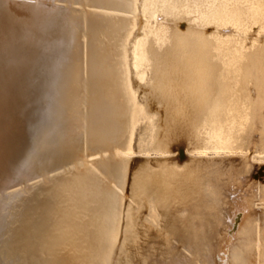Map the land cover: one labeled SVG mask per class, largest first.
I'll use <instances>...</instances> for the list:
<instances>
[{"label": "flooded vegetation", "instance_id": "obj_1", "mask_svg": "<svg viewBox=\"0 0 264 264\" xmlns=\"http://www.w3.org/2000/svg\"><path fill=\"white\" fill-rule=\"evenodd\" d=\"M110 1L114 0H87L94 4ZM158 1L161 3L164 0ZM166 1L170 4L175 19L184 16L191 20V31L183 35L171 32L168 29L171 19L165 16L166 22L159 33H153L145 43L148 51V64H145L146 82L150 83V87L145 90H149L147 97L153 101L148 102L149 110H157L156 115L151 118L153 120H139L140 123L136 124L137 117L132 114L124 94L116 89H113L111 94L104 85V82L111 81L115 74L120 27L106 21L105 12L95 10L89 11L90 15L96 18L95 22L92 25L86 24V42L92 41V44L96 45L93 56L87 57L88 63L92 61L87 87L93 93L94 102L96 100L98 103L96 116L92 115L82 130L84 147L97 149L128 140L131 137L128 132L143 127V135L149 138V143H144L142 139V147L162 150L187 145L189 149H211L206 154H188L193 162L181 169L166 168L164 165L160 169L147 168L136 173L132 183V195L139 205L133 203L131 206L133 209H143L138 215L134 212L129 219V225L137 230L139 248L148 253L145 264H172L181 260L183 251L175 250L179 247L175 240L182 241L183 246L191 247L197 260H201L203 253L207 257L211 256L214 251V241L211 239L215 233L212 226L214 221L217 222L221 218H214L222 209L221 196L235 184H241L244 178L242 174L246 171V167L239 164L249 155L235 151L246 149L254 139L264 137V134L256 133L264 115V110L261 109L264 105H261L260 101L253 102L257 90L253 88V84L248 85L260 77L257 72L259 63L255 64L252 59H258L256 56L263 53L264 49L254 43L250 50H244L248 42H242L257 28L253 27L251 32L248 30L249 24L255 21H259L262 26L257 39H264V0ZM37 7L42 9L44 14L47 12V19L41 20L40 23H52L65 32L63 37L55 41V45L63 53L62 67L70 65L71 82L74 79L79 80L83 62V40L79 38V29L80 26L83 29V23L79 20L80 17L78 21L72 20L75 24L72 23V15L66 13L67 9L71 13V9L55 7L51 0H37ZM161 9L158 6V11L163 13L164 10ZM53 14L56 15L52 16ZM156 21H159L158 18ZM232 25L234 27L231 29ZM210 29L216 31L205 37V33ZM227 29L234 31L233 37L220 39L218 33ZM73 85L72 88H75L76 84ZM77 88L82 89L78 85ZM68 93L65 94L68 100L81 96L77 92L75 95ZM79 107L80 111H70L71 114L67 115L66 127L84 111V106ZM160 114H163V119ZM70 132L67 131L61 142L49 143L48 148L59 154L69 152L73 155L79 144L72 140L66 141L69 137L74 139L71 136L73 133ZM57 133L55 132V137ZM161 137L163 139L159 142ZM152 155L153 159L161 161L172 158L171 155L160 156L158 153ZM177 156L181 158L184 154L181 156L179 153ZM145 158L149 157H142ZM95 159H98L96 161L101 165L98 170L93 171L92 184L96 183L97 188L102 190L109 189L112 187L110 182H118L117 177L122 176L119 158L104 155ZM259 200L263 201L260 203L261 208L254 205V202ZM249 202L255 211L264 214V186L256 190ZM249 202L246 200L245 205ZM247 208L249 209L248 206ZM147 212L152 218H146L140 227L139 216ZM147 227L148 229L143 231ZM152 235L155 236L154 239L147 238ZM243 237L247 238V241L243 247L244 253L239 252L244 259L240 264H248L246 254L254 252L251 242L254 235L246 232ZM145 240L158 245L142 249ZM126 244L118 260L112 261V264L127 263ZM206 245L209 248L204 252ZM257 245L263 254L261 260L264 262V245H261V242ZM117 247L118 243L116 249Z\"/></svg>", "mask_w": 264, "mask_h": 264}, {"label": "bare ground", "instance_id": "obj_2", "mask_svg": "<svg viewBox=\"0 0 264 264\" xmlns=\"http://www.w3.org/2000/svg\"><path fill=\"white\" fill-rule=\"evenodd\" d=\"M134 1L139 0H114L113 2L110 1L98 4L89 3L87 0L85 2L88 5L107 7L115 10L124 9L125 11L130 12V7L133 5ZM144 2L146 5H152L150 9H145L146 16L154 8V4L157 9L159 6L171 11L170 4L168 3L162 2L161 5L158 0H144ZM140 7L141 5H138V8L136 7V11L134 10L136 13L131 11L133 16L137 17V20L135 21L136 24L140 21L145 22V20L141 19L143 18V15L139 16V13H137V11L140 10ZM80 10L82 12L86 11V15H78L74 21H78L80 17L79 20L83 23V29L87 35L86 24L88 23L89 25H92L96 18L90 15L88 7ZM54 13L57 14V12ZM56 14H53L52 16ZM90 18H92L91 22ZM159 18L158 20H160ZM104 19L108 22H113L116 25L119 19L122 21L124 20V23L122 22L118 24L121 29V27L125 26L126 23L129 24L128 21L131 17L119 13H106ZM72 23L75 24L73 21ZM170 23L171 25L169 28L172 27V21ZM39 25L42 30L38 33L31 34V36H18L15 34L7 35L0 33V74L4 69L11 68V72L13 73L12 78L14 77L13 79L11 78L12 80L9 79L3 82V84H0V187L3 183H6L9 180L14 181L18 178L33 163L40 148L43 153V161H53L57 155H59V153L48 148L50 145L49 143L52 141L57 142L55 141L57 136H54L57 125L64 121L67 115L71 114V112L77 113V110L80 111L81 109L79 106H84L83 112L85 113V119L83 120V123L85 125L87 124V121L91 119L92 115H94V117L96 116V105L98 102L96 103V100L94 102L92 96L93 93L87 87L89 84V68L92 64V61L88 63L87 57L88 55L89 58L93 56V50L96 49V45L92 44V41L87 43V39L83 41V72L81 73L82 75H80L79 80L74 79L72 80V82L74 81L72 83L70 65L68 67H62L63 53L60 52L55 45V41L60 39V37H63L65 32L62 31L63 29L61 30L56 28L52 23H40ZM185 25L186 24H184V26ZM117 37L120 40V37ZM49 39L53 41L51 47L42 53L40 59L35 64L28 62V59L30 58L28 53L20 56V61L14 60V58L19 56H16L13 53L10 54V51L13 50L17 42L21 43L22 47H25L28 51L32 44H44L46 41H49ZM137 45L139 44L137 43ZM138 47H140V45ZM119 52H121V50L117 49L116 53L118 54ZM137 54V52L134 55L131 54L132 58H134ZM2 60H5V62H2ZM140 60L141 59L137 58L132 64V68L130 67V70H133L132 73H138L140 71L135 70V66ZM147 60L146 55L143 59V63H146ZM121 63L124 64V61L116 60V64L121 65ZM127 64L130 66L129 61H127ZM19 66L24 67L21 73L16 71ZM114 72L115 74H113V78L111 77V79H116L114 81H106L104 82V85L111 94L113 93V89H116L119 93H126L124 95H127L129 106H131L135 103V100L132 99L129 92L131 86L128 81L126 82L127 74H124V70L122 68H119ZM146 77L147 76L143 77L140 82L138 80H133L134 82L132 84V88L136 86V83H138V86L145 84ZM129 78L132 79L134 77L131 76ZM83 80L86 82V87L85 85L83 86L85 83H82ZM77 82L79 84H77ZM73 84H76L75 88H72L74 87ZM77 85L80 88L82 87V89L77 88ZM69 88L70 92L74 95L76 92L79 95L84 92L86 98L83 99L80 96V98H75V100H68L65 97V94L68 93ZM137 89H139L138 94L139 92H143V89L139 87ZM70 92L68 94H70ZM102 95L107 94L102 93ZM88 105L89 112L87 113ZM141 115L142 112L139 109L137 111V119H140ZM57 132H59V130ZM21 137L22 143L19 142ZM53 137L54 140H52ZM45 141L46 143H49L46 144ZM30 146L33 147V150L28 154ZM180 154L184 153L180 151ZM258 170H260V174L257 176L259 179H262H260L261 182H264V163L254 170V177ZM93 171L94 169L87 168L82 178H73L72 180L69 176H64L63 173L55 175L47 181L48 185L42 186L45 182H41L42 184L33 188L36 190L34 193L28 194L32 198V204L41 203V206L39 207H42L41 209L43 212L40 214L43 216L41 218L38 217L39 222L37 223L38 226H36V229H39L40 237H42L47 244L44 247L39 246L40 248L37 251V255L30 253L26 258L28 252H26V250L22 252V257L20 258L21 261H19L20 264H61L64 263V261L68 262L64 264H105V260L106 264H112V261L109 260L106 255L110 250L109 233L111 229L116 226L118 221L117 211L120 207V202L110 198L108 190L97 188L96 183L92 184L94 181ZM120 171L121 175H124L125 171H123L122 165ZM73 172L74 170H72V173ZM128 174L130 175V173ZM117 178L118 182L116 183L120 184L124 182V180H122V176ZM51 180L56 182L62 180L63 182H67V184L65 186H61L56 183L53 184L54 182L48 183ZM68 180L70 181L68 182ZM42 190H48L49 192L41 194L39 191ZM115 190L120 196L123 195L117 189ZM15 194H3L0 196V220L2 218L5 219V217L10 218L13 215V212L9 215L7 208L10 206L9 204L11 202H15L19 199H10L6 202L3 199L5 197H12ZM20 196H23V193H20ZM125 202H127V200ZM64 207H69L68 210H65V214L61 212V209ZM51 211H54V213L51 214ZM238 213L239 212L230 214L229 211L226 212L224 223L228 226L226 232L229 238L233 237L234 234L238 232L239 226L243 221V213L240 212L241 214L239 215ZM65 215H67V219L63 218ZM13 218L11 227L15 233L24 229V233L27 234L30 230L28 228L27 220L23 223V218L18 220L15 215ZM122 224H124L123 221L121 222V225ZM61 228H64V231L58 232L54 235L59 236V239L55 240L49 237V235H51L49 234L50 232L57 231ZM232 228L235 231L229 233V229ZM133 230L134 227L132 225H128V237L131 236ZM66 233H69V235H65ZM134 237H136V235ZM257 241L261 242L260 234L257 235ZM128 244L129 243L126 244L127 251ZM219 245H225V241L221 240ZM227 245H229V242H227ZM116 246L117 244H115L112 248V254L110 255L111 258H113L116 251ZM215 246L216 242L214 243L213 248H215ZM71 248L74 249V251H72ZM69 250H71L70 253H68ZM143 254V256H139L134 259L135 264L146 263L147 259L144 256L148 257V253L146 252ZM229 256V259L228 255H226L224 259H220L213 251L211 256L209 255V257H207L208 264H219L217 261L214 262V260L217 259H220L222 264H240L243 259L241 255H239V252H235L234 250L229 253Z\"/></svg>", "mask_w": 264, "mask_h": 264}, {"label": "rangeland", "instance_id": "obj_3", "mask_svg": "<svg viewBox=\"0 0 264 264\" xmlns=\"http://www.w3.org/2000/svg\"><path fill=\"white\" fill-rule=\"evenodd\" d=\"M74 1L71 3V6L73 7H80L81 9H85V7H88L89 10H95V11H100V12H105V13H119V14H124L126 16L131 17V19L128 21L129 24L126 23L125 26H122L120 29V32H118V36L120 37V40L118 41V45L116 50H121V52H119L117 54V59L116 60H120V61H124V64L121 63V65L116 64V68L114 71H117L119 68H122L124 70V74L126 73V82L128 81L131 88H130V95L132 96V99L135 100V103L131 105V112L132 114L137 116V111L140 109L142 112L141 118L137 119V121L135 122L136 124H139L140 121L139 120H147V119H151L152 117H154L153 115H156L157 110L156 108H152L151 110H148V106H150V103H152L153 101H151V98L147 97L148 96V92L149 90H145V88L150 87V83L146 82L145 84H143L142 86H138V83H136V86H134L132 88V84H133V80H138L140 82V80L145 77L147 75V69L145 67V64L148 63L146 61V63H143V59L145 58V56L147 55V48H145V43L148 41L147 39L153 35V33H159V30H161V27L164 25V23L166 22V17L171 19L172 21V27L168 28L171 32H175L177 34H185V33H189L191 31V29L189 30L190 25H191V20L188 17H178L175 19V17L173 16V12L170 11L169 9H165L162 8L164 10V12L166 13L165 15L163 13H161V11L159 12L157 8H155V4L153 5L154 8L150 11L149 14H147V16L145 15V9H150L152 7V5H146V3L144 2V0H139V1H134L133 5L130 7V10L133 11L134 13H136V7L138 8V5H141L140 10L137 11V13H139V16L143 15V18H141L144 21H140L139 23H135V21L137 20L136 16H133V13L130 11H125L124 9L121 10H115L112 8H107V7H101V6H95V5H88L84 0H71ZM128 1V0H127ZM165 3H168L166 0L162 1ZM161 2V5H162ZM251 1H249L250 3ZM56 4H61V5H68V1L67 0H55ZM169 4V3H168ZM254 5L256 6V3H254ZM161 9V10H162ZM135 10V11H134ZM69 13L68 9L66 10V13H68V15H72L70 16L71 21L78 16H85L86 15V11H81V10H70ZM64 13V14H66ZM163 18L157 22L156 18ZM174 17V18H173ZM175 19V20H173ZM92 21V18H90V22ZM170 21V22H171ZM124 23V20H118L117 21V25L119 23ZM181 23L186 24L184 27L179 28V25ZM143 24V25H142ZM259 24V25H258ZM257 28L253 31V34L248 35L246 38H244L242 40V42H248V44L245 46L244 50H250L253 47V44L256 43L257 47H262L264 49V39L258 40V35L260 33V31L262 30V26L260 25L259 21H255L249 24V28L248 30L251 32L253 27ZM234 27V25L231 26ZM137 28V34L135 32ZM166 31V30H165ZM216 31V29H210L205 33V37L211 36L214 32ZM134 35V36H133ZM234 35V31L233 30H229L228 32L224 33V32H219L218 33V37H220V39H227V38H232ZM133 37V38H132ZM79 38L81 40H85L87 39V35L85 34V30L81 29L80 31V36ZM162 38H160L161 40ZM137 43L140 45V47H138L139 45H137ZM127 45H128V50H127ZM83 48V53H84V47ZM126 48V49H125ZM130 48V49H129ZM138 53L137 55H135L134 58H132V55H134L135 53ZM128 54V57H127ZM132 54V55H131ZM262 54V55H260ZM84 55V54H83ZM255 55V54H254ZM253 56V55H250ZM248 56V57H250ZM141 59L138 64L135 66V70H140L138 73H132L133 70H130V67L132 68V64L136 61V59ZM256 58L258 59H252V61L255 62V64L259 63L257 72L260 74L259 78H256L253 82L248 83V85L253 84V88L256 89V94L253 97V102L256 103L257 101H260L261 105H264V52L263 53H259ZM127 61H129V65L127 64ZM126 62V64H125ZM83 72V70L81 69V73ZM130 76H129V75ZM133 76L134 78H129ZM116 78H114L115 80ZM112 79V81H114ZM85 81L83 80L82 83H84ZM81 83V84H82ZM86 85V82L83 84V86ZM141 88L143 89V92L140 93V95L138 94L139 89L137 88ZM128 93V92H127ZM126 94V93H124ZM81 97L83 99L86 98V95L83 93H80ZM126 97V100L128 102V98L127 95H124ZM90 98V97H89ZM129 103V102H128ZM264 110V106L263 108H261ZM162 117L161 119L164 118L163 114H160ZM135 116V117H136ZM262 121L260 123V127L256 129V133H260V135L264 134V115L262 116ZM85 119V113L82 112L79 114V117L74 119V122L76 123H80V125L75 128V126H68L67 128H75V131H82L84 129L85 124L83 123V120ZM152 120V119H151ZM143 131L144 128H140L137 131H131L128 132V135L130 134L131 137L128 140H123L121 142L118 143H113L110 146H106V147H100L97 148L95 150H91L90 147H84V132H83V139L82 140H77V139H72L71 137H69V139L67 140L70 141L72 140L73 142H77L79 144L80 147H77L75 150L76 152L73 153V155H71V160L65 164H63L62 166H60L59 168L51 171V172H44L42 176H37L31 179H24L22 182H20L17 185H14L13 187H11L10 189L7 190V192H11L14 190H18L21 188H26L28 185L37 183V182H42L45 184H43L42 186L48 185L47 181L58 174L63 173V175H67L70 177V179L72 180L73 178H82L83 174L85 172V170L87 168L90 169H94V170H98L99 166L101 165L100 162H92L90 160L95 159V158H99V157H103L104 155H111L114 156L118 159V164L121 168L122 165V169L124 172V175H122V180H124L123 183H116L115 181H111L110 182V187L108 188H103V190H108L109 192V196L110 198H112L113 200H118L120 202V207L117 211V217H118V221L116 226L111 229L110 233H109V240H110V244H109V251L107 253V258H109V260L116 262L120 256L121 251L124 250L125 248V244L129 243L127 248V263L126 264H135L134 259L136 257L139 256H143L144 251L141 250L139 248L140 243L137 242V230L134 228V230L131 233V236H127V230H128V225H129V219L133 216L134 212L138 215L140 211H142L143 208H138V209H133L132 208V204H136L139 205L136 201H134V197L132 195V183L134 182V178L136 177V173L138 171H142L145 169H150V170H156V169H160L162 166L166 165V168H170V167H177V168H183L186 165L190 164L193 162V160L191 158L188 157V154H192V153H201V154H206L207 152H210L211 149H207L206 147H193L191 149H189V146L187 145H178L176 146L177 148L174 149H170V148H166V149H162L159 150L157 148H153V149H149L148 147H142L140 146V141L143 139L144 143H149V138L148 137H144L143 135ZM70 133H74V132H70ZM136 133V135H135ZM69 134V133H68ZM127 139V138H125ZM162 137L159 139V142L162 141ZM180 151H182L185 155L183 157H178L177 155L180 153ZM235 152H240L244 155H249L246 160L242 163H240L239 165H243L246 167V171L244 172V174H242L244 176L242 183L241 184H235V186L229 190H227V192L225 194H222L221 196V206L222 209L221 211H219L218 214L214 215V218H218L221 216L220 219L216 221H214L213 226H212V230L215 231L214 235H212V239L214 241V243L216 242V246L214 248V253L216 256H219L220 259H224L226 255H228V259H229V253L234 250L235 252H243V247L245 245V241H247V238H244L243 235L246 232H250L254 235L253 240H251L252 242V246H253V253H247L246 254V260L248 262V264H264V262L261 260L262 259V253L258 250L259 247L257 245L258 241H257V235L260 234L261 237V245H264V217H263V213L260 211H255V208L251 205V203L249 202L251 199H253V195L255 194L256 190L259 187L264 186V182H261L260 179L255 180L254 176H253V172L254 170L259 167L261 164L264 163V137H258L257 139H254L246 149H240L238 151ZM152 153H158L160 156H165V155H171L172 158L171 159H164V161L161 160H157V159H153V155L151 156ZM126 157V158H125ZM133 157H149V158H138L136 160H133ZM255 165V166H254ZM257 166V167H256ZM254 168V169H253ZM72 170H74V172L72 173ZM128 173H130V178L128 177ZM260 174V170H258V172L256 173V175ZM255 175V174H254ZM140 176V174H139ZM253 177V178H252ZM129 178V180H128ZM118 180V178H117ZM70 180H68L69 182ZM11 182H13V180H9L6 183H3L2 186L0 187V196H2L3 193V188L5 185L10 184ZM54 182V183H53ZM48 183H53V184H58V185H63L65 186L67 184V182H63L62 180L60 181H54L51 180ZM126 183L128 184V191L125 192V188L127 186ZM117 189L118 191H120L123 195H119L118 192L115 190ZM34 189H26L20 193H23V195H28V194H32L34 193ZM41 194H45L47 192H49L48 190H42L39 191ZM20 193L15 194L12 197H5L3 200L6 202L10 199L12 200H17L20 199L22 196H20ZM254 193V194H253ZM68 199V197H67ZM127 200V202H125ZM248 201V207L245 205V201ZM125 202V203H124ZM13 202H11L9 205H11ZM31 204L33 203V201L30 202ZM260 203H263V201L259 200V201H255L254 205L257 208H261L262 205ZM59 206V205H58ZM124 207V209H123ZM42 207H37L36 209H33L31 211L27 210L24 212L25 214L29 213V212H34V211H38L39 209H41ZM69 207H64L61 209V212L63 214H65V210H68ZM123 209V210H122ZM148 211L150 212L151 209H148ZM229 211L230 214H234L236 212H239V214L243 213V221L239 226V230L236 234H234L233 237H228L227 236V228L228 226H226V224L224 223V218L226 217V212ZM241 212V213H240ZM51 214L54 213V211L50 212ZM39 217L41 218L43 215H37V214H33L28 220L27 222H31L33 220L34 217ZM67 217V215H65L63 218L65 219ZM139 217H141V223H140V227H142V224L145 223L146 218H152L148 212L145 214H141ZM61 219V218H59ZM67 219V218H66ZM139 219V218H137ZM124 222V224L121 225V222ZM68 225V224H67ZM251 225V226H250ZM34 226H38L37 224H35ZM79 227V226H76ZM134 227V226H133ZM84 228V227H83ZM148 229L144 228L143 231H146ZM33 231V228L30 229L27 234H30V232ZM64 231V228H61L57 231H53L50 232L49 237L52 239H59V236H54L56 233L58 232H62ZM235 231L233 228L229 229V233ZM65 235H69V233H66ZM136 235V237H134ZM146 236V233L144 234ZM148 239H154L155 236H149L147 237ZM35 239V242L38 243V245L40 247H44L46 246V242L42 240L41 237H37L35 238L32 237L30 238ZM221 240L225 241V245L220 246L219 242H221ZM26 241V239H23L22 242ZM21 242L18 241L16 243V245ZM175 242L178 244L179 247L175 248V250L177 251H183V255L181 257V260L179 261H175L172 264H208V258L206 255H204L201 257V260H197L195 259L196 257V253L194 252V250L191 247H186L183 246V242L179 241V240H175ZM227 242H229V245H227ZM118 243V247L116 249V252L114 254L113 259L111 258V254H112V248L115 246V244ZM73 245V244H70ZM144 245H147L146 247H144ZM158 243L155 242H148L147 240H145L142 244V249H150L154 246H157ZM25 248V247H22ZM70 248V247H69ZM130 248V249H129ZM209 248L208 245H206L204 252L207 251V249ZM132 249V250H131ZM72 251H74V249L71 248ZM71 250L68 251V253L71 252ZM67 253V254H68ZM244 253V252H243ZM134 257V258H133ZM146 259H148V257L144 256ZM214 257V256H213ZM215 259V258H214ZM220 259L214 260L217 261L219 264H222V262L220 261ZM19 261H21L19 259ZM64 263H68L67 261H64ZM61 263V264H64ZM104 264V263H103ZM105 264H106V260H105Z\"/></svg>", "mask_w": 264, "mask_h": 264}, {"label": "water", "instance_id": "obj_4", "mask_svg": "<svg viewBox=\"0 0 264 264\" xmlns=\"http://www.w3.org/2000/svg\"><path fill=\"white\" fill-rule=\"evenodd\" d=\"M51 2L53 6L55 7L65 8V5L55 4V0H51ZM72 2L74 1H68V5H66V7L70 8L71 10L81 9L80 7L71 6ZM44 13L45 12L42 9L37 7V0H30V1L0 0V33L7 34V35L15 34L18 36H22V35L31 36V34L38 33L42 30L39 27L40 25L38 23H40L41 20L47 19V15H46L47 12L46 14ZM182 27H184V23L180 24V28ZM81 29H82V26H80L79 34H80ZM229 30L230 29H227L226 31L224 30L222 31L226 33ZM52 42L53 41L49 39V41L48 42L46 41L44 44L43 43H40L38 45L32 44V46H30L31 48L28 51L27 49H25V47H22L21 43L17 42L13 50L10 51V54L13 53L16 56H19V57L14 58V60L20 61L21 60L20 56L28 53L30 55L28 62L31 64H35L40 59V56L42 55V53L51 47ZM2 62H5V60H2ZM23 69L24 67L19 66L16 71L21 73ZM12 75L13 73L11 72V68L4 69L2 73L0 74V84H3V82L11 79ZM140 93L141 92H139V94ZM64 121L60 122L57 125L56 130H55V132L59 130V132L56 134L57 143L62 141L61 139L67 133V131L74 132L71 135L74 139L82 140L83 131H75V128H77L80 125V123L79 122L76 123L72 120L69 126L70 125L75 126V128H67L65 125L66 122ZM19 142L22 143V137L20 138ZM90 149L95 150L96 148L91 147ZM32 150H33V147L30 146L28 149V154L31 153ZM42 155L43 153L41 152V148H40L36 154V158L33 161V163L13 182L5 185L2 192L5 194H15V193L22 192L26 189L29 190V189L36 188L40 184H42L40 181L37 183L31 184V185H28L26 188H21L18 190L7 192L8 189L13 187L14 185L19 184L24 179L26 180V179H31L37 176H42L44 172H51L71 160V154L69 152L61 153L57 155V157L53 161H47V162L42 160ZM180 155L183 156V154H180ZM138 158L140 159L142 157H133V160H136ZM96 160L98 159H92L90 161L94 162ZM129 178H130V175H129ZM254 179L258 180L259 177L255 175ZM128 184L129 183H127L125 192L128 191ZM31 200H32L31 196L23 195L19 200L13 202L7 208V211H9L8 212L9 215H11L12 212H13V215L10 218L5 217V219L2 218L0 220V264H20L19 259L22 257L21 253L24 252L25 250L26 252H28V255L26 256V258L29 256L30 253L37 255V251L40 247L38 243L35 242V239L31 240L30 238H32V236L33 237L35 236V238L40 237L39 229L37 230L36 229L37 227L34 226L35 224L39 222L38 217H34L31 222H28V228L29 229L33 228V231L30 234H25L24 229L18 231V233L17 232L15 233V231L11 227V223L14 219L13 218L14 215L16 219L18 220L23 218L22 222L24 223V221L28 220L34 213L39 215L40 213L43 212L42 209H39L38 211L29 212L25 214L24 212L26 209L31 211L41 206V203L30 204ZM23 239H26V241L22 242ZM18 241H21V242H19L16 245ZM22 247H25V248H22Z\"/></svg>", "mask_w": 264, "mask_h": 264}]
</instances>
